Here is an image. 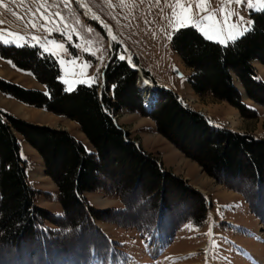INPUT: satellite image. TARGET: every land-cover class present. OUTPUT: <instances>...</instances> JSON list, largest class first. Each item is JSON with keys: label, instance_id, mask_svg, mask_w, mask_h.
<instances>
[{"label": "trees", "instance_id": "1", "mask_svg": "<svg viewBox=\"0 0 264 264\" xmlns=\"http://www.w3.org/2000/svg\"><path fill=\"white\" fill-rule=\"evenodd\" d=\"M253 15L254 28L227 44L207 39L191 26L180 28L172 40L185 63L196 71L195 90L225 99L242 112L252 110L243 103L233 73L248 96L264 105V81L251 64L254 59L264 63V11ZM0 50L19 67L32 70L48 92L25 89L2 79L0 88L29 104L75 119L96 148V152L88 151L66 130L10 114L4 117L0 111V264H86L92 251L106 254L112 244L94 222L99 217L139 231L157 230L165 238L173 236L186 221L200 224L205 219L208 202L203 194L165 172L117 125L111 113L122 106L151 117L158 131L184 151L193 148L201 162L219 173L220 182L241 192L252 212L264 220V140L212 125L170 89L158 90L149 112L143 104V92L137 87L139 72L124 59L112 58L105 70L101 95L96 84H79L67 91L59 80L58 64L49 55L41 59L35 49L28 47L3 46ZM142 74L157 85L147 70ZM111 86L112 97L108 94ZM14 129L41 153L47 173L58 185L63 215L35 204L36 190L28 183L27 161L20 154ZM125 163L131 166L130 183H134V189L140 187L138 196L126 193L123 187L107 185L110 170ZM148 176L150 186L141 191L140 181ZM168 187L197 198V210L192 212L189 202H183L180 214H173L166 196ZM100 188L118 193L124 208L89 207L84 193ZM148 205L151 211L141 216ZM50 223L58 228H51Z\"/></svg>", "mask_w": 264, "mask_h": 264}, {"label": "rangeland", "instance_id": "2", "mask_svg": "<svg viewBox=\"0 0 264 264\" xmlns=\"http://www.w3.org/2000/svg\"><path fill=\"white\" fill-rule=\"evenodd\" d=\"M87 1L112 26L117 37L110 38L108 28L102 25L78 0H63V2L61 0H3L0 3V21L4 23L0 24V29L10 30L11 33L19 35L4 33L3 38L0 39V49L3 46L28 47L35 49L37 56L41 59L49 55L50 60L57 62L60 71L59 80L67 91L74 90L79 84L98 83L101 95L104 70L113 57H115L114 60L130 59L142 72L147 70L156 84L164 83L172 77L180 61L193 71L190 83L195 91V98L182 99L178 94L185 105L201 112L214 126L234 132L240 131L239 133L264 140V105L249 96L244 97L245 88L235 73H233L234 84L241 92L243 103L251 108L250 112H242L236 105L217 98L211 93H199L195 90L193 76L196 71L185 63L172 43L173 36L177 32L173 31L175 18L172 16L173 8L169 6L173 0ZM65 3L68 7H65ZM5 4L7 8L4 7ZM42 4L53 12L60 11L65 22L75 26L79 36L73 34L72 40L69 41L59 32L40 28L39 24L43 23L41 20L36 21L38 25L36 28L26 24L25 21L32 20L31 12H35ZM57 4L59 8L56 7ZM204 6V0H200L199 7ZM199 7L197 0H192L191 13L184 12V22L191 23L194 20L200 24L203 31L196 29L207 39L211 36L210 40L217 42L230 40L227 42L230 43L234 41L230 39V36L242 33L237 36L238 38L254 28L253 14L264 11V0H248V3L242 0L241 3L231 4H224L223 0H208L206 11L200 12ZM221 8L224 10L222 11ZM213 12H215L214 18L204 19V17L212 16ZM230 12L235 14L229 15ZM16 14L24 19H18ZM225 18H227L226 22ZM48 27L51 28L52 25ZM176 27L183 28L180 25ZM78 44L80 47H77ZM251 64L257 77L264 81V63L260 59H254ZM169 65L172 68H168ZM0 79L25 89L48 92L46 85L32 70L19 67L11 58L3 56L1 50ZM145 79L154 85L149 79ZM142 92L144 97L145 91ZM111 93H113L112 86L108 93L112 97ZM144 106L147 108L146 104ZM122 109L136 111L139 116H123ZM0 111L4 117L5 114H10L30 123L66 130L70 134L79 130V122L75 119L64 114H57L46 107L29 104L1 88ZM111 115L115 122H118L117 125L123 126V130L127 132V138L157 161L165 172L203 194L208 202L207 212L200 224L191 220L186 221L169 238H165L157 230L139 231L119 225L114 220L96 218L95 224L104 233L110 235L109 237L105 233L112 244L106 254L92 251L86 264H264V220L252 212L250 204L241 192L220 182L217 178L219 173L215 174L216 170L210 169L204 161L201 162L193 148L189 149V152L184 151L158 129L156 130L159 133L151 134V117L125 106L119 107ZM81 130L79 134L89 146L88 150L96 152V148L82 127ZM14 132L18 142L21 143V155L27 161L28 183L36 190L35 204L52 214L63 215L64 208L59 200L58 185L47 173L41 153L22 134L15 129ZM110 171L112 173L108 174L107 185L123 187L126 193L133 192L138 196L140 187L134 189V183H130L132 174L129 164L119 165L115 171ZM150 181L149 176L140 181L141 191L148 189ZM128 183L130 186L127 187ZM174 187H168L166 190L170 211L179 215L183 202H189L192 212L197 210V198L179 189L175 190ZM84 197L89 207L97 210L121 209L114 206H125L118 193L109 192L106 188L86 191ZM103 201H105L104 204ZM144 209L141 216H147L151 211L149 205ZM129 221L132 220L129 219ZM49 226L58 228L53 224ZM207 244H211L208 252Z\"/></svg>", "mask_w": 264, "mask_h": 264}, {"label": "snow or ice", "instance_id": "3", "mask_svg": "<svg viewBox=\"0 0 264 264\" xmlns=\"http://www.w3.org/2000/svg\"><path fill=\"white\" fill-rule=\"evenodd\" d=\"M3 0H0V3H2ZM63 2V0H61ZM159 2V0H158ZM207 2L208 0H204V7H199L200 0H197V6L199 7L200 12H204L207 10ZM242 0H223L224 4H231V3H241ZM244 3H248V0H243ZM191 3L192 0H173V2L169 5L173 8L172 16L175 18V23L173 24V31H178V27L176 25H180L182 27H195L203 31V29L200 28V24L195 22L194 20L191 23H185L183 19L184 12L187 11L189 14L191 13ZM5 8H7V4L4 5ZM57 8H59V4L56 5ZM65 7H68V4L65 3ZM223 11L224 9L221 8ZM15 14V13H14ZM235 13L230 12L229 15H234ZM17 18L20 20H23L24 17L19 16L18 14ZM32 20L25 21L26 24H30L31 27L36 28L38 25L36 23L37 20L43 21V23L39 24V27L46 30V31H56L59 32L62 37H65L67 40L71 41L73 34L79 36V33L76 32L75 26L68 24L65 22V18L63 15H61L60 11H51L49 8H46L45 5H41L36 9L35 12H31ZM215 16V12L212 13V16L210 17H204V19H212ZM242 19V18H241ZM227 18H225L226 22ZM172 23V21H169ZM4 21H0V24H3ZM52 25L51 28L48 26ZM233 27H236V25H233ZM247 30V29H245ZM89 31H91L89 29ZM7 33L8 35L17 36L19 34L11 33L10 30L6 29H0V39L3 38V34ZM242 33H237L235 36H230V39L235 40L238 35H241ZM209 39L212 37L209 36ZM5 42H12V41H5ZM223 42V41H221ZM60 47H63V45H59ZM77 47H80L78 44ZM123 59V57H121Z\"/></svg>", "mask_w": 264, "mask_h": 264}, {"label": "crops", "instance_id": "4", "mask_svg": "<svg viewBox=\"0 0 264 264\" xmlns=\"http://www.w3.org/2000/svg\"><path fill=\"white\" fill-rule=\"evenodd\" d=\"M228 41H230V40H228ZM228 41H226V42L218 41V42H220L222 44H225ZM168 68H172V66L169 65ZM191 70L192 69L188 68L185 64H182L179 61L178 67L175 68V71L172 74L173 76L170 77V78H168L167 81H165L164 83H157V85H159L161 87H164V88H167V89H170V90H173L174 92H176L177 94H179L182 99H185V98H188V97L195 98V91H194V89H193V87H192V85L190 83V76L193 73V71H191ZM96 84L98 85V83H96ZM137 87L139 88L138 83H137ZM111 94L113 95V93H111ZM122 113H123L122 114L123 116H125V115L139 116L136 111H129L127 109H122ZM151 121H152L151 122V134H154L155 135V134H157L159 132L156 130L157 128H156L155 121H153L152 119H151ZM120 125H121V123H120ZM78 126H79V130H77V132H71V134L77 140H79L80 142H82L85 145V147L87 148V150H88L89 149V146L87 145L85 139L79 134V132L80 133L82 132L81 126L79 124H78ZM119 127L123 130V126L122 127L119 126ZM19 144H20V154H21V143H19ZM88 151H90V150H88ZM92 152H94V151L92 150ZM22 158H23V156H22ZM119 201H120V203H122V201L120 199H119ZM104 202L105 201H103V204H104ZM102 207H105V206H102ZM114 207L124 208L122 206H114ZM132 228L137 229L135 227H132ZM106 234L110 237V235L108 233H106ZM111 239H113V238H111Z\"/></svg>", "mask_w": 264, "mask_h": 264}, {"label": "bare ground", "instance_id": "5", "mask_svg": "<svg viewBox=\"0 0 264 264\" xmlns=\"http://www.w3.org/2000/svg\"><path fill=\"white\" fill-rule=\"evenodd\" d=\"M87 11H89L92 15H94L102 25L108 28L110 38H115L117 37L115 32L113 31L112 26L99 14L97 13L92 6L88 3L87 0H78ZM132 63V62H131ZM133 64V63H132ZM139 87L142 88L145 91V102L148 107H151L156 99V92L154 86L148 82L145 78L141 77L139 79ZM236 123V121H234ZM211 245V244H210ZM209 244H207V252L209 251Z\"/></svg>", "mask_w": 264, "mask_h": 264}, {"label": "water", "instance_id": "6", "mask_svg": "<svg viewBox=\"0 0 264 264\" xmlns=\"http://www.w3.org/2000/svg\"><path fill=\"white\" fill-rule=\"evenodd\" d=\"M126 61L128 62V64L130 65V67H131L132 69H134V70H138V71H139V76H138V81H139V79H140L141 77H143L142 71L140 70V68H139L136 64H134V63L132 64L131 61H130V59H127ZM104 72H105V70H104ZM104 83H105V77H104V82H103V84L101 85V91H102V87H103ZM153 86H154V85H153ZM139 88H140V87H139ZM154 88H155V92H156V99H155V101H156L157 98H158V90H159V89H163L164 87L154 86ZM140 89H142V88H140ZM142 90H143V89H142ZM144 97H145V96H144ZM244 97H248V95L245 93V94H244ZM151 109H152V107H149V108H148V111L150 112Z\"/></svg>", "mask_w": 264, "mask_h": 264}]
</instances>
